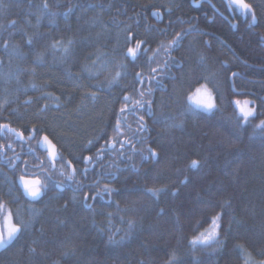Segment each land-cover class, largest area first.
<instances>
[{
    "label": "trees",
    "instance_id": "16d2710c",
    "mask_svg": "<svg viewBox=\"0 0 264 264\" xmlns=\"http://www.w3.org/2000/svg\"><path fill=\"white\" fill-rule=\"evenodd\" d=\"M246 1L255 7L249 16L258 19L250 28L255 47L233 30L232 20H242L244 12L230 0H0V123L55 136L77 170L89 157L93 172L102 174L85 189L45 191L30 214L14 221L24 227L0 254V264L264 260V133L256 127L264 100L233 94L228 67L244 76L245 62L263 65L256 52L264 54L258 39L264 0ZM152 24L160 28L154 35L147 31ZM177 36L184 63L179 87L142 95L136 75L150 73L152 57L161 65ZM137 43L142 46L134 59L128 48ZM10 74L24 84L7 81ZM197 76L199 84L219 86L211 112L184 95ZM234 80L237 88L245 84ZM237 99L255 109L247 123ZM138 104L143 108L129 113ZM139 117L149 124L146 132ZM134 121L136 130L130 128ZM133 133L140 140L126 138ZM110 141L117 148L102 151ZM217 215L216 240L193 245Z\"/></svg>",
    "mask_w": 264,
    "mask_h": 264
},
{
    "label": "flooded vegetation",
    "instance_id": "af4514ba",
    "mask_svg": "<svg viewBox=\"0 0 264 264\" xmlns=\"http://www.w3.org/2000/svg\"><path fill=\"white\" fill-rule=\"evenodd\" d=\"M153 18L157 19V21L155 20L156 22L163 21V19H160L159 14H153ZM252 24L255 26V23ZM250 28L251 25H248L247 29ZM147 29V31L153 35L156 30H160L159 27L153 24L147 27ZM163 29L164 36L168 38L170 36V26H165ZM188 30L189 32H194L196 29L194 26H190ZM181 39V36H177V41L175 43L169 42L170 48L165 49L161 65L152 57L149 64L151 68L150 73L136 75V79L140 81L138 91H140L142 95L154 97L158 91L171 94L174 93L176 87H179V82L181 80V78L179 79V75L184 66L178 53V48L182 45ZM141 46L142 44H140V47ZM228 67L231 70L229 81L230 89L233 94L237 96L247 95L249 97L261 96L264 100V79H262V75L259 77L254 74L251 69L252 67L248 63L243 65L244 76H241L237 71H232V67H230L229 64ZM234 73L235 75H233ZM235 77H241L245 86L242 85L240 88H237L235 86ZM257 77H259V79H254ZM198 79L199 76H197L196 79H191L189 84H192L193 81ZM201 80L202 78L193 83L184 95L188 97L195 92L196 88L205 85L199 84ZM218 87V85L215 87L207 85V88L211 90L214 97L218 94ZM132 108L127 109L130 110L129 113H132ZM152 115L153 113H149L150 117H152ZM139 119L142 121L141 128L143 130L141 133L146 132L145 128H149V124L144 118L139 117ZM134 124L135 121L130 128L135 129L134 127L136 126H134ZM144 125L146 127H143ZM117 131L120 135H124L125 133L121 128H117ZM44 134L45 133L42 131H37L28 126H22L19 123L14 125L0 123V203L5 204L6 211L10 210L12 212L14 221L19 220V218H25L24 216L26 213L30 214L45 191L51 194L55 189L61 193H65L68 190H75V186L79 185H81V189H85V187L90 185L91 178H97L98 181L102 177V174L97 176L95 172H93L96 165L93 161L92 163L89 160L87 162L85 160L83 167L80 166V170H77L70 159V153L66 151L64 153L60 148H56L59 158L53 160L49 155V151L44 149L42 144ZM135 134L136 133L130 134L126 136V138L132 142L137 139L134 138ZM149 136L147 132V137H143L142 140L145 141ZM121 139L124 140V138ZM105 150L106 148H102V151ZM109 154L113 155L112 153ZM93 174L94 176L92 177ZM21 176L29 180H40L42 192L39 198L32 199L26 194L20 179ZM105 176H107V174H105ZM0 226L1 229L5 228V217L2 214H0ZM8 245L9 243H7V247ZM7 247L0 251V254L6 251Z\"/></svg>",
    "mask_w": 264,
    "mask_h": 264
},
{
    "label": "snow or ice",
    "instance_id": "6c2138e0",
    "mask_svg": "<svg viewBox=\"0 0 264 264\" xmlns=\"http://www.w3.org/2000/svg\"><path fill=\"white\" fill-rule=\"evenodd\" d=\"M230 3L232 5H235V7L245 13L251 12V5L246 2V0H230ZM44 7H47V3H45ZM253 21H255V15H252ZM175 43V41H173ZM140 48V44L137 43L136 48H128V53L135 59L136 53ZM155 71V70H153ZM235 75V73L233 74ZM128 97H125V100H127ZM187 99L191 102V104L195 105L196 108L203 109L205 111L211 112L214 109H216L217 105L215 103V97L213 96L210 89L207 88V85H201L200 87L195 89V92L192 95H189ZM137 103H140L137 101ZM235 103L236 108L239 110L240 116L243 118V121L247 123L249 121L250 117H253L255 114V109L249 107L250 101L249 100H235L233 101ZM126 109L121 108V112H124ZM6 127V126H5ZM257 128L261 130L262 133H264V119L260 120L259 124L256 125ZM44 141L49 144L52 148V151L50 152V156L53 160H55L57 153L55 152V146L51 144V141L48 140V137H44ZM151 151V150H150ZM152 155H155V152H152ZM198 161L193 160L191 162L192 167H196L198 165ZM71 178V177H70ZM21 182L24 186V190L27 195H29L32 199H37L40 197L42 192L41 182L40 180H29L25 179L23 176H21ZM150 192H153V194H156L158 190L155 189H149ZM0 214L4 215L5 217V228L0 229V247H3L7 243L11 242L14 238H16L17 234L22 231V228L24 227L23 222L20 224L14 223L13 214L10 210L6 211V206L3 203H0ZM220 216L217 215L214 217L211 221L212 224V231L208 235H205L204 233H201L200 236L195 237L191 243L193 245L196 244H209L210 242L214 241L216 237L218 236V230L220 229ZM131 226V225H130ZM261 264H264V261H261Z\"/></svg>",
    "mask_w": 264,
    "mask_h": 264
},
{
    "label": "bare ground",
    "instance_id": "6f19581e",
    "mask_svg": "<svg viewBox=\"0 0 264 264\" xmlns=\"http://www.w3.org/2000/svg\"><path fill=\"white\" fill-rule=\"evenodd\" d=\"M250 5H251L252 11L248 12V13L244 12L243 15L241 14V16L243 18L242 20L233 19L232 20L233 22H231V25L234 28L233 30H236L238 28V30L235 33H237L238 35L246 38L249 41L248 43L255 47L256 44L252 41L253 39L250 36V33H251L250 29H247V27H248V25H251L252 23L257 24L258 19H257V17H255V21H253V19L250 16H247L249 14H252L255 11L254 5H252V4H250ZM262 35H264L263 29L258 31V36H260V37H258V39H259V42L261 41V44L264 45V41H263L264 40V36H262ZM213 47L216 49L217 46L214 45ZM187 49H188V45H186V46L184 45L183 50H187ZM256 53L262 59V62L260 64L263 63V65L259 66V65H256V64H251L250 62H245V63H248L252 67L251 69H252V72L254 74L258 75L259 77H260V75H262L263 76L262 79H264V54L260 50H258ZM245 63H244V65H245ZM61 67L66 69L68 67V65H67V63H63L61 65ZM74 79H76V80L78 79L79 80L80 78H79V76H77V74H74ZM6 80L9 81L10 83H13V84H24V81L18 79L17 77H15L14 75H11V74L7 75ZM132 109H133L134 113L136 114V110H138V109L141 110L142 106L138 104V105L134 106ZM25 113L29 114L30 117L32 116V113L28 112L27 110H26ZM44 136H48L49 139L51 140L52 144L56 148H60V149L62 148V144L60 143L59 140L56 139L55 136L51 137L50 135H48L46 133L44 134ZM210 228H212V225L208 229H206L204 231L206 232Z\"/></svg>",
    "mask_w": 264,
    "mask_h": 264
},
{
    "label": "rangeland",
    "instance_id": "374dc122",
    "mask_svg": "<svg viewBox=\"0 0 264 264\" xmlns=\"http://www.w3.org/2000/svg\"><path fill=\"white\" fill-rule=\"evenodd\" d=\"M191 103V102H190ZM193 105V104H192ZM195 108H196V106L195 105H193ZM249 107H251L250 105H249ZM199 109V108H198ZM200 110H203V109H200ZM203 111H205V110H203ZM206 112H208V111H206ZM211 231H212V228H210L209 230H207L204 234L205 235H208L209 233H211ZM217 238V237H216ZM216 240V239H215ZM214 240V241H215ZM264 261V260H263ZM245 264H261V261H258V260H255V259H253L250 255H248L247 257H246V263Z\"/></svg>",
    "mask_w": 264,
    "mask_h": 264
},
{
    "label": "water",
    "instance_id": "95a60500",
    "mask_svg": "<svg viewBox=\"0 0 264 264\" xmlns=\"http://www.w3.org/2000/svg\"><path fill=\"white\" fill-rule=\"evenodd\" d=\"M155 13H158V12H155ZM264 41V40H263ZM45 137V136H44ZM44 137H43V140H42V144L44 146V149H47L49 151V153L52 151V148L49 144H47L45 141H44ZM49 141H51L49 138H48ZM52 144V142H51ZM53 145V144H52ZM115 147V145L113 143H111L109 145V148L110 149H113ZM55 152H56V147H55ZM50 155V154H49ZM56 158H57V155H56ZM0 229H1V226H0ZM6 248V245H4L3 247H0V251L4 250Z\"/></svg>",
    "mask_w": 264,
    "mask_h": 264
}]
</instances>
